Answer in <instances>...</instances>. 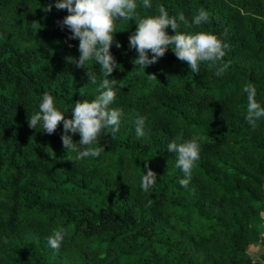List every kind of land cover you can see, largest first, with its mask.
Returning a JSON list of instances; mask_svg holds the SVG:
<instances>
[{
  "label": "trees",
  "instance_id": "obj_1",
  "mask_svg": "<svg viewBox=\"0 0 264 264\" xmlns=\"http://www.w3.org/2000/svg\"><path fill=\"white\" fill-rule=\"evenodd\" d=\"M137 2L141 17L163 5L181 32L216 35L228 45L227 67L216 76L200 62L193 73L168 48L144 71L129 47L136 21L116 20L118 67L108 79L117 81L110 107L122 112L119 130L98 137V157L77 160L62 145L63 122L47 134L27 118L45 92L71 118L75 101L95 99L105 77L94 59L85 68L96 83L67 61L79 59L80 41L69 38V13L55 0H0V264H262L249 246L264 242V117L255 127L245 119L243 87L251 84L264 107V0ZM201 9L209 20L193 25ZM138 117L146 118L139 139ZM193 138L199 159L184 187L167 145ZM145 164L157 174L148 191ZM61 229L53 249L48 238Z\"/></svg>",
  "mask_w": 264,
  "mask_h": 264
},
{
  "label": "clouds",
  "instance_id": "obj_2",
  "mask_svg": "<svg viewBox=\"0 0 264 264\" xmlns=\"http://www.w3.org/2000/svg\"><path fill=\"white\" fill-rule=\"evenodd\" d=\"M57 9H67L68 15L63 19L62 26L71 30L70 39H79V59L67 57L69 63L77 68H85V63L91 59L99 65L102 75L105 77L99 86V95L95 99H79L75 101L71 109V118L65 119L54 106V98L47 92L43 94L39 104V111L28 119L30 128L36 129L38 123L47 134H53L57 126L63 122V133L61 135L62 145L66 151L76 152L75 159L85 157H98L102 149L93 147L102 134H111L113 137L119 130L122 112L119 109L111 108L115 98L113 86L115 79H108L113 70L118 67L116 58L111 54L110 47L114 42L115 21L118 19L129 21L134 19L137 24L135 32L129 36V47L135 49L137 57L134 58V66H140L144 71L161 58L168 48H172L176 57L187 62L190 71L199 72L200 62H210L216 68L215 75L221 76L226 64H220L225 56V49L228 47L216 35L199 31L196 33H184L179 30V23L176 18L169 16L163 5L158 7V15L141 17L137 12V0H55ZM144 8H151V0H142ZM52 5L44 7V11H51ZM180 21H185L181 15ZM209 14L203 9L194 15L192 24L199 26L208 22ZM171 27L173 35L166 31ZM116 47L120 48L121 43L116 41ZM151 52V57H149ZM85 75L89 81L96 83V75L86 69ZM243 91L247 93V114L245 119L255 127L256 121L264 117V107L256 101V89L251 84H246ZM145 117H138L136 121V137L139 139L145 135ZM108 129L109 132L104 130ZM69 133H79L80 140L74 142ZM169 152L176 153V166L185 174L180 179L181 186L186 187L191 177L194 162L199 159V143L195 138L177 143L172 140L167 145ZM146 171L141 178V187L144 191L154 186L157 178L156 172L145 164ZM151 203V202H149ZM53 249H59L63 241V230H56L48 238Z\"/></svg>",
  "mask_w": 264,
  "mask_h": 264
},
{
  "label": "rangeland",
  "instance_id": "obj_3",
  "mask_svg": "<svg viewBox=\"0 0 264 264\" xmlns=\"http://www.w3.org/2000/svg\"><path fill=\"white\" fill-rule=\"evenodd\" d=\"M258 229L264 235V222L258 225ZM249 251L254 257L261 258L262 264H264V242H256L249 246Z\"/></svg>",
  "mask_w": 264,
  "mask_h": 264
},
{
  "label": "crops",
  "instance_id": "obj_4",
  "mask_svg": "<svg viewBox=\"0 0 264 264\" xmlns=\"http://www.w3.org/2000/svg\"><path fill=\"white\" fill-rule=\"evenodd\" d=\"M255 244V243H254Z\"/></svg>",
  "mask_w": 264,
  "mask_h": 264
}]
</instances>
